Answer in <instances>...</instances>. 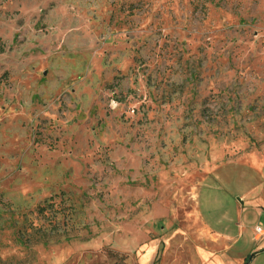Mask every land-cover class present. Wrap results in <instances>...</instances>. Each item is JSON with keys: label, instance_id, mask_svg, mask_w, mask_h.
Here are the masks:
<instances>
[{"label": "rangeland", "instance_id": "obj_1", "mask_svg": "<svg viewBox=\"0 0 264 264\" xmlns=\"http://www.w3.org/2000/svg\"><path fill=\"white\" fill-rule=\"evenodd\" d=\"M258 197L264 0H0V264H235Z\"/></svg>", "mask_w": 264, "mask_h": 264}, {"label": "crops", "instance_id": "obj_2", "mask_svg": "<svg viewBox=\"0 0 264 264\" xmlns=\"http://www.w3.org/2000/svg\"><path fill=\"white\" fill-rule=\"evenodd\" d=\"M257 199L260 203L249 201L247 206H241L239 209L238 234L228 251V254L235 256L233 259L235 264H246L248 257H250L248 264H264V238L259 242L256 240L257 227L264 228V198ZM246 209H250V212ZM254 213L258 221L252 228L250 218L255 215Z\"/></svg>", "mask_w": 264, "mask_h": 264}, {"label": "built area", "instance_id": "obj_3", "mask_svg": "<svg viewBox=\"0 0 264 264\" xmlns=\"http://www.w3.org/2000/svg\"><path fill=\"white\" fill-rule=\"evenodd\" d=\"M256 240L259 242L264 238V228L263 227H257L256 229Z\"/></svg>", "mask_w": 264, "mask_h": 264}, {"label": "trees", "instance_id": "obj_4", "mask_svg": "<svg viewBox=\"0 0 264 264\" xmlns=\"http://www.w3.org/2000/svg\"><path fill=\"white\" fill-rule=\"evenodd\" d=\"M110 254H111L112 256L115 255V253H110ZM249 260H250V257H248V258L246 259V264H248Z\"/></svg>", "mask_w": 264, "mask_h": 264}]
</instances>
